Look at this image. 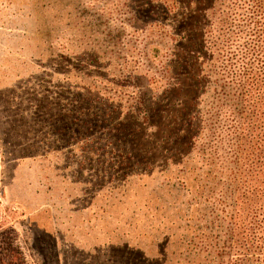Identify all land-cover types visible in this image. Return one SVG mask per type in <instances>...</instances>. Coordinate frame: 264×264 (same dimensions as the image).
Here are the masks:
<instances>
[{"label": "rangeland", "instance_id": "obj_1", "mask_svg": "<svg viewBox=\"0 0 264 264\" xmlns=\"http://www.w3.org/2000/svg\"><path fill=\"white\" fill-rule=\"evenodd\" d=\"M182 2L0 0V238L16 262L229 264L235 154L217 104L244 55L226 39L191 71Z\"/></svg>", "mask_w": 264, "mask_h": 264}, {"label": "trees", "instance_id": "obj_2", "mask_svg": "<svg viewBox=\"0 0 264 264\" xmlns=\"http://www.w3.org/2000/svg\"><path fill=\"white\" fill-rule=\"evenodd\" d=\"M182 1L178 23L183 29L192 25L193 30L181 36L180 41L190 52L179 56L185 58V65L191 62V71L204 73L203 67L214 63L222 53L226 39L232 41L230 47H234L231 60L238 53L244 55L242 61L241 58L236 63L231 61L232 71L227 73L230 86L232 76L236 80L238 77V88L235 87L234 93H222V103L217 104L229 118L227 137L235 154L227 176L228 254L231 256L229 264H264V9L253 12L256 4L264 0ZM242 18H250L254 27L247 25L231 35L229 28ZM201 21L210 26L209 51L199 50L195 40L199 36L194 26ZM202 51L204 59L200 58ZM208 74L209 83L217 87L218 82H212V74ZM184 84L179 88L183 97L189 89L188 83ZM16 253L10 237L0 238V264H20L15 260Z\"/></svg>", "mask_w": 264, "mask_h": 264}]
</instances>
